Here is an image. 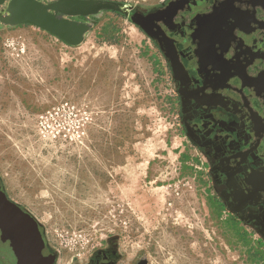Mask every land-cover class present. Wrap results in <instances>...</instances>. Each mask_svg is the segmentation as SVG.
<instances>
[{
  "label": "rangeland",
  "instance_id": "1",
  "mask_svg": "<svg viewBox=\"0 0 264 264\" xmlns=\"http://www.w3.org/2000/svg\"><path fill=\"white\" fill-rule=\"evenodd\" d=\"M93 19L78 45L31 24L0 26L7 195L64 257L83 259L117 237L128 259L149 264H263L249 256L264 259L255 235L241 225L236 232L211 203L205 162L185 142L158 48L122 12Z\"/></svg>",
  "mask_w": 264,
  "mask_h": 264
},
{
  "label": "flooded vegetation",
  "instance_id": "2",
  "mask_svg": "<svg viewBox=\"0 0 264 264\" xmlns=\"http://www.w3.org/2000/svg\"><path fill=\"white\" fill-rule=\"evenodd\" d=\"M118 8L137 21L167 65L179 126L205 162L213 207L264 247V0ZM0 192L12 200L1 179ZM12 201L6 217L12 231L0 227V264H149L146 257L128 259L117 237L83 259L64 257L32 213Z\"/></svg>",
  "mask_w": 264,
  "mask_h": 264
},
{
  "label": "water",
  "instance_id": "3",
  "mask_svg": "<svg viewBox=\"0 0 264 264\" xmlns=\"http://www.w3.org/2000/svg\"><path fill=\"white\" fill-rule=\"evenodd\" d=\"M118 5L124 4L105 0H0V26L31 24L57 36L69 45H78L84 41L94 25L93 17L105 8L118 11ZM79 16L85 17L86 20L78 21ZM132 22L138 25L133 18ZM11 205H14V202L0 192L2 230L12 231L9 221L7 223L6 220Z\"/></svg>",
  "mask_w": 264,
  "mask_h": 264
},
{
  "label": "trees",
  "instance_id": "4",
  "mask_svg": "<svg viewBox=\"0 0 264 264\" xmlns=\"http://www.w3.org/2000/svg\"><path fill=\"white\" fill-rule=\"evenodd\" d=\"M228 224L236 232H239V227L237 226V224L231 222L230 220H228ZM241 239H242V241L244 240V242H245V235H242ZM249 256H250V258L255 259V260L259 258V260H262L263 261V264H264L263 255L259 251H257V250L256 251H253L252 253H250Z\"/></svg>",
  "mask_w": 264,
  "mask_h": 264
}]
</instances>
